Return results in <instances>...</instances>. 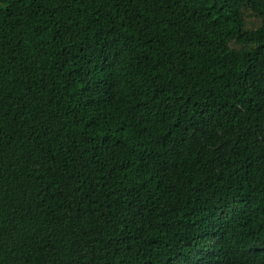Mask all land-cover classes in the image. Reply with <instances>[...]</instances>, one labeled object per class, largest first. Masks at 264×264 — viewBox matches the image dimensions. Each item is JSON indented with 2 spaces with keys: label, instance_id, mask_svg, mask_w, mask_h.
Listing matches in <instances>:
<instances>
[{
  "label": "trees",
  "instance_id": "trees-1",
  "mask_svg": "<svg viewBox=\"0 0 264 264\" xmlns=\"http://www.w3.org/2000/svg\"><path fill=\"white\" fill-rule=\"evenodd\" d=\"M0 264H264V0H0Z\"/></svg>",
  "mask_w": 264,
  "mask_h": 264
},
{
  "label": "rangeland",
  "instance_id": "rangeland-1",
  "mask_svg": "<svg viewBox=\"0 0 264 264\" xmlns=\"http://www.w3.org/2000/svg\"><path fill=\"white\" fill-rule=\"evenodd\" d=\"M244 16H245V21H246V27L248 30L254 29L260 26L261 19L257 15H255L253 11L246 10Z\"/></svg>",
  "mask_w": 264,
  "mask_h": 264
}]
</instances>
